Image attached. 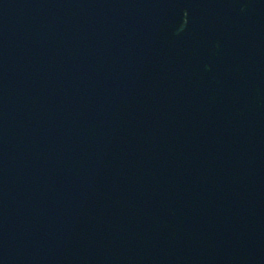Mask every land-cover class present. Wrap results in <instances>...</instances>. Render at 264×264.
<instances>
[{"label": "water", "instance_id": "95a60500", "mask_svg": "<svg viewBox=\"0 0 264 264\" xmlns=\"http://www.w3.org/2000/svg\"><path fill=\"white\" fill-rule=\"evenodd\" d=\"M0 264H264V0H0Z\"/></svg>", "mask_w": 264, "mask_h": 264}]
</instances>
